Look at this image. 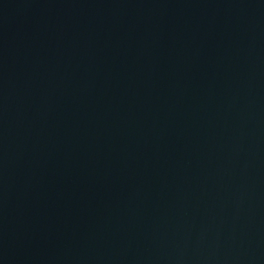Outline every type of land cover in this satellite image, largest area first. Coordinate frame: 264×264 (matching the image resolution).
<instances>
[{
    "label": "water",
    "instance_id": "obj_1",
    "mask_svg": "<svg viewBox=\"0 0 264 264\" xmlns=\"http://www.w3.org/2000/svg\"><path fill=\"white\" fill-rule=\"evenodd\" d=\"M0 264H264V0H0Z\"/></svg>",
    "mask_w": 264,
    "mask_h": 264
}]
</instances>
